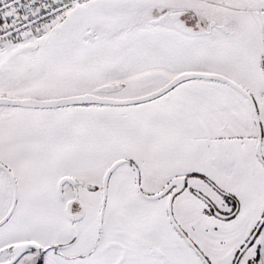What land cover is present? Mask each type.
<instances>
[{
  "label": "snow or ice",
  "instance_id": "snow-or-ice-1",
  "mask_svg": "<svg viewBox=\"0 0 264 264\" xmlns=\"http://www.w3.org/2000/svg\"><path fill=\"white\" fill-rule=\"evenodd\" d=\"M0 264H264V0H0Z\"/></svg>",
  "mask_w": 264,
  "mask_h": 264
}]
</instances>
